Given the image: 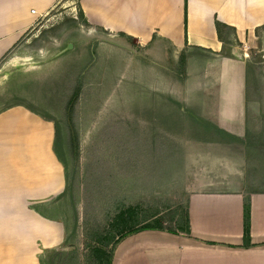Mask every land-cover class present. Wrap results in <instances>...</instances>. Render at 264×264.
<instances>
[{"label":"rangeland","instance_id":"obj_1","mask_svg":"<svg viewBox=\"0 0 264 264\" xmlns=\"http://www.w3.org/2000/svg\"><path fill=\"white\" fill-rule=\"evenodd\" d=\"M74 3H57L6 55L0 106L32 100L55 116L84 261L90 235L182 224L204 177L264 188V36L153 58L132 39L87 38Z\"/></svg>","mask_w":264,"mask_h":264},{"label":"crops","instance_id":"obj_2","mask_svg":"<svg viewBox=\"0 0 264 264\" xmlns=\"http://www.w3.org/2000/svg\"><path fill=\"white\" fill-rule=\"evenodd\" d=\"M62 1L74 3L0 0L1 75L9 73L4 65L9 51ZM74 4L86 21L87 38L119 47L132 39L153 58L166 57L170 48L208 49L217 55L230 39L264 36V0H75ZM54 119L32 100L16 98L0 106V264H84ZM197 183L205 187L187 190L188 233L143 229L126 234L115 245L111 264H264V188L249 189L243 179L215 182L204 177ZM245 198L249 226L244 240Z\"/></svg>","mask_w":264,"mask_h":264},{"label":"trees","instance_id":"obj_3","mask_svg":"<svg viewBox=\"0 0 264 264\" xmlns=\"http://www.w3.org/2000/svg\"><path fill=\"white\" fill-rule=\"evenodd\" d=\"M80 14L82 15L81 11ZM84 23H86L85 19H84ZM214 24L217 30L218 37L221 39V33L219 27L220 24L218 21H215ZM181 56L182 54L180 55V57ZM72 98L68 99L66 105L67 107L70 106ZM120 216L121 214H118L116 217H120ZM183 218L184 220L182 224L177 223L174 225L173 224L163 225V222L159 220L154 225L148 223L147 224L141 223L140 225H132V226L128 225L127 227H123L117 230L115 233V237L111 234L106 235L105 232L102 233L103 235L96 237H92V235H90L89 237L91 238L94 244L90 245L89 253H88L89 255L87 259L84 261V264H111L115 245L117 244V242L120 241L121 238H123L126 234H129L131 232H135L143 229H158V230H166L172 233H177V232L188 233L189 229H188L187 200H186L185 210L183 213ZM167 219H170V217ZM242 223H243V238L245 240L247 239L248 236V226H249V203L247 198H245L243 202Z\"/></svg>","mask_w":264,"mask_h":264}]
</instances>
